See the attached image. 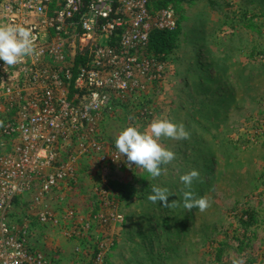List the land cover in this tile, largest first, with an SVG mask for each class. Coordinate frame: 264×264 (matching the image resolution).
I'll list each match as a JSON object with an SVG mask.
<instances>
[{
	"label": "rangeland",
	"instance_id": "1",
	"mask_svg": "<svg viewBox=\"0 0 264 264\" xmlns=\"http://www.w3.org/2000/svg\"><path fill=\"white\" fill-rule=\"evenodd\" d=\"M171 2L178 28L163 79L114 100L92 138L119 152L121 130L157 118L182 123L189 138H160L176 158L155 179L134 164L76 165L79 179L50 204L60 218L45 240L65 264H264V0ZM192 169L203 211L173 202ZM153 186L175 194L168 207L148 199Z\"/></svg>",
	"mask_w": 264,
	"mask_h": 264
},
{
	"label": "built area",
	"instance_id": "2",
	"mask_svg": "<svg viewBox=\"0 0 264 264\" xmlns=\"http://www.w3.org/2000/svg\"><path fill=\"white\" fill-rule=\"evenodd\" d=\"M4 25L36 39L34 54L0 61V264H65L45 251L60 218L50 204L84 158L130 166L92 135L114 100L163 79L146 51L152 33L177 30L176 10L171 0H0Z\"/></svg>",
	"mask_w": 264,
	"mask_h": 264
},
{
	"label": "clouds",
	"instance_id": "3",
	"mask_svg": "<svg viewBox=\"0 0 264 264\" xmlns=\"http://www.w3.org/2000/svg\"><path fill=\"white\" fill-rule=\"evenodd\" d=\"M35 39L32 30L22 25L0 26V61L7 65H15L23 58L34 54ZM161 137L184 140L189 138V132L182 123L157 118L152 120L144 131L135 126H127L116 137L115 146L123 156H126L130 164L143 168L155 179L162 174V166L176 158L174 151L160 144ZM199 176L197 169L180 175L179 180L183 185L181 198L173 202L182 203L188 210L193 208L205 210L209 206L208 199L192 191L193 182ZM170 195L175 194L168 187L153 186L148 199L154 204L161 202L162 206L168 207ZM234 264H244V260L236 259Z\"/></svg>",
	"mask_w": 264,
	"mask_h": 264
},
{
	"label": "trees",
	"instance_id": "4",
	"mask_svg": "<svg viewBox=\"0 0 264 264\" xmlns=\"http://www.w3.org/2000/svg\"><path fill=\"white\" fill-rule=\"evenodd\" d=\"M176 32H154L149 42V51L158 57V60L164 63L165 54L171 51L176 40Z\"/></svg>",
	"mask_w": 264,
	"mask_h": 264
}]
</instances>
